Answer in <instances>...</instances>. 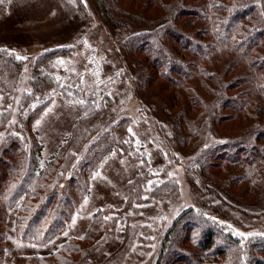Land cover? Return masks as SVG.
<instances>
[{"label": "trees", "instance_id": "trees-1", "mask_svg": "<svg viewBox=\"0 0 264 264\" xmlns=\"http://www.w3.org/2000/svg\"><path fill=\"white\" fill-rule=\"evenodd\" d=\"M112 1L101 0L106 9ZM143 1L150 5L154 3L157 8L162 4V0ZM145 4L143 9L147 7ZM262 5V0H195L189 5L184 4V0H177L170 9L172 17L177 19L191 9L194 18L202 23L196 33H202L205 39L198 41L195 36L179 35L169 25L160 26L159 34L168 35L175 45L180 39L187 41L185 45L181 43V47L191 49L198 62L213 52H229L240 57L248 64L252 74L250 81L260 101L264 102V53L257 51L264 49ZM120 23L122 20L116 19L113 29L122 28ZM132 36L128 52L135 60L138 53L144 52L151 61L148 65L146 58L139 56L145 81L151 82L149 69L164 79L173 74L183 80L194 77L193 71H187L188 65L183 58L167 51L156 32L144 30ZM20 58L13 51L0 50V264L6 250L3 240L9 235L8 231H13L23 245L43 247L69 226L74 211L88 195L89 178L97 174L113 154L119 153L118 141L124 130V141L140 150L136 137L127 132L124 119H114L115 111L109 112L105 106L107 95L99 93L96 86L81 92L76 80L52 89L51 94L57 92L70 108L77 110V117L64 142L54 152L45 154L35 130L55 98L53 95L45 99L31 97L27 92L30 77ZM200 70L198 72H202ZM204 72L208 74L206 70ZM210 77L207 75L206 79ZM48 78L46 75L41 84ZM169 82L184 92V95L179 93L182 105L172 117L168 116L173 122L170 137L162 133L167 127L155 121L156 133L165 138L170 149L175 142L173 136L178 134L175 139L183 141L179 148L174 144L178 149L169 152V159L180 167L182 178L192 189L191 203L174 216L156 238L153 226L167 215L164 208L181 196L176 178L167 173L172 163H161L159 170L164 178H155L158 185L153 181L145 182L140 175L134 176L117 213L104 216L99 210L82 235L68 238L45 255L19 254L13 264H111L119 247L121 253L130 251L135 256L134 264H147L151 260L150 264L182 261L185 264H264V233L241 230L235 224L232 229H221V221L226 222L225 215L213 203L225 204V194L264 203V124L256 122L243 141L226 137L206 139L205 136L201 142L200 131L206 122L203 127L194 122L201 119V111L208 109V103L199 97L194 84ZM203 83L208 86L205 78ZM224 88L210 91L220 93ZM225 97L220 98V104L213 105L215 119L225 101H230L239 111L246 105V102H238L236 96ZM132 101L139 105L137 99ZM124 107L132 111L133 106L126 102ZM187 115H191L192 121L186 119ZM118 127L121 133L116 132ZM186 139L188 142H184ZM184 145L189 146L186 155L181 154ZM133 149L125 151L128 159L132 157ZM217 188L226 193L217 192ZM160 211L162 214L158 216ZM10 218L11 226L7 223ZM136 230L138 234L134 237ZM129 258L126 255L125 259Z\"/></svg>", "mask_w": 264, "mask_h": 264}, {"label": "rangeland", "instance_id": "rangeland-1", "mask_svg": "<svg viewBox=\"0 0 264 264\" xmlns=\"http://www.w3.org/2000/svg\"><path fill=\"white\" fill-rule=\"evenodd\" d=\"M176 1L162 0L161 6L157 8L154 3L145 4L143 0H114L108 2L106 9L101 0H0V50L13 51L23 60V68L30 77L27 92L31 97L47 98L53 95L51 92L54 86L68 83L70 85L76 80L79 81L77 89L81 92L96 86L99 93L107 95L109 102L107 100L105 106L109 108V112L115 111L116 115L113 118H123L127 132L135 136L136 143L140 145V150L128 145L126 140L124 141L126 137L124 130L118 141L119 153L113 154L98 173L89 178L88 195L74 211L69 226L43 247L23 245L17 241L13 231H8L9 235L7 234L3 240L6 250L2 255V264L15 263L19 254L40 256L56 250L68 238L82 235L84 228L99 210L104 216L111 215V212L117 213L123 205L134 176L140 175L145 178V182L153 181L158 185L155 178H164L159 170L161 163L171 164L169 152L183 145V141L175 139L177 134L173 136L175 142L171 144L173 148L170 149L165 138L156 133L155 121L167 127L162 133L170 137L173 122L171 123L169 117H172L182 105L179 99L180 94L184 95V92L169 81L173 83L188 81L194 84L199 97L208 103V109L201 111V119L194 122L197 126L201 123L202 127L206 122L203 131H200L201 142L205 136L206 139L226 137L243 141L256 122L264 124V102L260 101L254 90L253 82L250 81L251 70L243 59L229 52H213L198 62L191 49L181 47V43L185 45L187 41L180 39L175 45L168 35L159 34L160 26L169 25L170 29L179 35L195 36L198 41L205 39L202 33H196L197 27H201L202 23L194 18L191 9L181 13L177 19L172 17L170 9ZM194 1L184 0V4L189 5ZM262 2L264 4V0ZM144 4L147 7L143 9ZM262 10L264 14V5ZM107 13L110 15L106 16ZM116 19H121L120 26L123 25L117 30L113 29ZM144 30L156 32L167 46V51L176 54L178 58H183L184 63L188 65L187 71H193L194 77L190 76L183 80L179 75L173 74V78L164 79L154 75L156 71L149 69L152 75L151 82L145 81L143 71L139 67L142 66L139 56L145 57L146 64L150 65L148 55L140 52L135 60L128 52L132 35L136 32L141 34ZM257 51L264 53V49ZM194 52L199 54V51ZM200 69L203 73L206 70L207 75L211 77L206 79V73L198 72ZM46 75L49 78L41 84ZM203 78L207 81V87L203 83ZM113 84L115 86H112ZM222 86L225 88L220 93L210 91L212 89L216 91ZM232 96H236L238 102H246V105L239 111L237 107V110L233 108L230 101H225L215 119L212 111L214 103L220 104V98ZM52 97L55 101L44 112L35 130L45 154L54 152L64 142L77 117V110L70 108L61 95L55 92ZM185 97L188 99L187 93ZM132 99H137L140 106ZM258 100L260 103L255 107ZM126 102L131 103L133 112L124 107ZM186 119L192 121L191 115H187ZM116 132L121 133L122 130L118 127ZM187 145L182 146L181 154L186 155L189 150ZM128 149H133L132 157L129 159L125 155ZM167 173L170 177L176 178L181 196L177 202L164 208L167 215L159 218L157 225L153 226L152 231L156 238L161 236L174 216L191 203L192 189L188 188L187 181L182 178L180 167L172 163ZM217 192L226 193L218 188ZM225 195V204L213 202L221 214L225 215L226 222L221 221V229H232L235 224L241 230L264 233V203L243 196L235 198L233 195ZM255 210L258 213H254ZM159 214H162V211L158 216ZM7 223L11 226V218ZM119 228L122 229L120 226ZM137 234L138 230L134 237ZM118 246H121L120 242ZM124 253L120 252L119 247L118 253L112 256L114 257L112 263L134 264L135 256L131 255L130 251L128 254ZM120 254L124 258H121ZM126 255L130 256L127 260ZM150 263L152 260L147 264ZM175 264L185 263L182 261Z\"/></svg>", "mask_w": 264, "mask_h": 264}]
</instances>
